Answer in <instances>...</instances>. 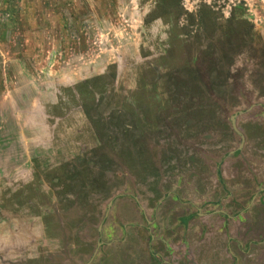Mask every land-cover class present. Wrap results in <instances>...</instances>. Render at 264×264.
<instances>
[{"label":"rangeland","instance_id":"obj_1","mask_svg":"<svg viewBox=\"0 0 264 264\" xmlns=\"http://www.w3.org/2000/svg\"><path fill=\"white\" fill-rule=\"evenodd\" d=\"M159 3L0 0V264H37L38 257L48 264L50 256L51 264H80L94 251L91 231L112 235L124 216V224L143 225L138 206L146 216L160 211L152 219L159 238H140L149 255L170 236L171 200L193 204L194 216L198 199L224 192L219 181L213 188L210 169V192L200 193L202 170L187 168L226 161L240 142L230 118L257 106L264 92V0H181L177 20L165 22L156 17ZM237 5L253 28L243 40L230 38L224 22L231 11L239 19ZM107 73L103 90L77 89ZM178 84L188 86L178 91ZM249 114L235 118L237 129L264 130ZM196 117L215 123L209 138L193 126ZM239 154L247 177L262 159Z\"/></svg>","mask_w":264,"mask_h":264},{"label":"crops","instance_id":"obj_2","mask_svg":"<svg viewBox=\"0 0 264 264\" xmlns=\"http://www.w3.org/2000/svg\"><path fill=\"white\" fill-rule=\"evenodd\" d=\"M261 89L264 90L263 86H261ZM263 106V108H261ZM262 110L261 113H259V110ZM258 112H254V111ZM240 112V113H238ZM249 114L250 117H254L256 120L259 118L261 125L264 127V92L261 94L260 99L257 103V106L251 105L248 109L244 111H237L235 112L232 117L231 121L235 124V118L241 114ZM259 125V124H258ZM232 126V124H231ZM236 126V125H235ZM237 128V127H236ZM233 130V129H232ZM238 130V129H237ZM207 134H205V138H209L211 136L209 129L203 130ZM240 135L243 137L241 138L236 134V136L239 137V144L237 148L233 151H229L227 160L219 163L217 162L214 168V165H211L212 161H206L203 162H193L188 166L187 170H189V173L191 172L192 168H200L202 170V175L197 177L199 179L196 183L200 187V193L208 195V192H210V189L208 192L207 185L205 181L208 177L206 174L209 173V170L212 169L215 171V177L218 179H214L212 185L214 187H218V181L222 186H224V194H237V193H244L248 192V187L254 185L256 188H263L264 192V130L253 131L249 135L246 133H243L241 130H238ZM214 137L216 136V133L213 134ZM248 135V136H247ZM249 140L251 143L249 148V154L245 155L246 151H244L243 148H246V145L244 144L245 140ZM191 139V138H188ZM188 139L186 141H188ZM249 147V146H247ZM247 158H253L255 156H259L262 160H260L259 164L251 167V173L248 174L247 177H243L242 174V166L238 163V160L235 159L236 157L239 158L240 154ZM202 154V153H201ZM207 159H209L207 157ZM210 163V164H209ZM213 163V162H212ZM222 164V169L220 170L218 168V165ZM225 166L227 169H225ZM229 167V168H228ZM224 169V170H223ZM197 170V169H196ZM201 172V171H198ZM213 173V172H212ZM200 174V173H199ZM243 177V178H242ZM212 178V176H211ZM252 178V179H251ZM256 179L255 182H253ZM211 180V179H210ZM209 180V181H210ZM216 180V181H215ZM190 184H194V182L191 180H188ZM185 189L190 190L185 186ZM219 189V188H218ZM255 188L252 190L253 192ZM191 191V190H190ZM220 192V191H219ZM251 192V191H250ZM215 193L212 195L211 200L207 201L208 204H211L209 206H205V208H202V213L205 214V216H202L201 218H197V222L189 221V218L183 217L184 210L187 214H190V208L193 207V204H190V202H187V207H183L186 204L182 203V206H176L174 204V201L171 200V204L167 206L168 210L167 212L171 213L173 217H170L166 214H163V218L166 219L170 217L171 224L168 228L170 230L169 234L170 236L168 238H165L164 240H159L157 242V247H154V250L149 252V255L144 254V250H142L141 247V241L140 238L145 239L149 237V241L151 244L154 243L155 240H157V228L155 227L152 219L154 216H157V214H160V211H156L155 209L149 210V216H146L147 210L143 209L141 206H138L139 211V218L142 219L143 225H132V224H124L125 216L122 217L123 225L120 227H117L116 232L113 231L114 234L110 235V232L106 235L105 232L103 233V229H99L101 233H98V231L94 230L91 231V234H94L97 236L95 240L94 245V251L91 252L90 257L86 256V260L81 261L80 264H145V262H152L154 261V264H230L231 259H228L227 256L217 255L216 248L218 249L217 242L219 240H225V237H222L223 232L216 231L217 228H212V224L215 220H217L219 217L216 215L217 212L214 213L213 216H207L208 213L211 211H217L219 208H221V202L219 200V197H221L222 194ZM221 195V196H218ZM136 199V198H135ZM204 199V198H202ZM205 200V199H204ZM189 201V200H187ZM191 201V200H190ZM136 204L138 203V199L135 200ZM160 200L157 201L159 203ZM110 203V202H109ZM223 205V204H222ZM158 207H161L159 204ZM179 212V213H178ZM177 213V214H176ZM120 217V216H119ZM189 217H192L191 214ZM245 215H240L239 218L245 219ZM121 218V217H120ZM151 220V221H150ZM189 221V222H188ZM204 223L209 226V232L205 239L200 241V233H198L197 225ZM193 224V225H191ZM134 226V227H132ZM153 228V229H152ZM45 229V228H44ZM215 229V230H214ZM216 231V233H215ZM44 232L45 238L47 240L51 237V230L50 228H46ZM256 236L250 238L249 241H255L258 242L262 239H264V232L261 230H256L255 233ZM94 235H90L88 231L89 241H92V237ZM116 237V241L114 240L113 243L110 242L109 237ZM218 236V237H216ZM93 244V242L91 243ZM91 244L87 246L86 250L91 248ZM110 247L109 254L107 255L106 259H103L101 263L98 261L103 253L107 250V248ZM141 247V248H140ZM108 249V250H109ZM95 252V254H94ZM112 252V253H111ZM208 256H207V255ZM142 255H144L145 261L141 260ZM41 257H38L35 262L37 264L40 262ZM44 257H42L43 259ZM89 258V260H87ZM217 259V260H216ZM98 261V262H97ZM105 262V263H104ZM31 263L30 260H27V264ZM52 263V256L48 259V264ZM36 264V263H35ZM73 264V262H72Z\"/></svg>","mask_w":264,"mask_h":264},{"label":"flooded vegetation","instance_id":"obj_3","mask_svg":"<svg viewBox=\"0 0 264 264\" xmlns=\"http://www.w3.org/2000/svg\"><path fill=\"white\" fill-rule=\"evenodd\" d=\"M176 53V52H175ZM172 57V55H171ZM187 86V85H186ZM180 89H184L185 86H179ZM178 88V87H177ZM178 90V89H177ZM206 117H208V113L203 112ZM215 115V114H214ZM205 117V118H206ZM216 117V116H215ZM195 121L192 123L193 126H197L196 130L201 127V131L204 129H211L213 125L211 121L206 123H202L204 119L194 118ZM211 120V119H207ZM213 122V121H212ZM204 124V125H203ZM230 124H232L230 118ZM179 126V125H176ZM181 127L186 130L189 128L188 124L181 125ZM232 128V126H231ZM250 174V173H249ZM252 179V178H251ZM256 179L253 181L255 182ZM255 183L248 187V192L237 193V194H224L222 193L219 197V200H224V204H221V208L219 210L211 211L207 214V216H213L215 212L218 215V219L215 220L211 226L212 228H217L216 231L223 232L222 237H225V240H219L217 242L218 249L216 248L217 255L227 256L228 259H231L230 264H264V239L255 242L249 241L250 238L256 236L255 231L261 230L264 232V192L263 188L254 187ZM255 188V192L252 190ZM251 191V192H250ZM197 213L189 217L190 214H187L184 210L183 217L189 218V221H197V218H201L205 216L203 214L202 208L205 206H209L206 200L198 199ZM190 209L193 207H189ZM228 210V211H227ZM229 212V213H228ZM245 215V219L239 218L240 215ZM196 216V217H195ZM188 221V222H189ZM198 233L202 235L200 237V241L205 239L208 235L209 226L204 223L196 226ZM215 230V229H214ZM215 231V233H216ZM218 237V236H216ZM219 238V237H218ZM207 255V254H206ZM208 256V255H207ZM217 260V259H216Z\"/></svg>","mask_w":264,"mask_h":264},{"label":"trees","instance_id":"obj_4","mask_svg":"<svg viewBox=\"0 0 264 264\" xmlns=\"http://www.w3.org/2000/svg\"><path fill=\"white\" fill-rule=\"evenodd\" d=\"M160 3H159V5L160 4H164V8L162 9V10H158V12H156V17H159V18H162V20H164V22L166 21V19H165V17H167V16H171L173 19H175V20H177L176 19V17H178V15L179 14H177L178 13V11L179 10H181V8H182V5H181V3H180V1L181 0H158ZM233 11H240V16H237L239 19H237V21H234V20H236V17H235V15L233 14V12L231 11V13H230V16H229V18H227V19H225L224 20V22H225V25L227 26V28H228V36L231 38V37H236L237 39H240V40H243L244 38H243V36L245 35V34H248L249 36H252L253 35V28H252V25L249 23V22H247V20L243 17L244 16V14H243V11H244V9H242V6L241 5H237V7H235L234 8V10ZM180 13H182V12H180ZM233 20V21H232ZM150 21V20H149ZM173 26H176L177 27V24L176 23H174V25H172V32L173 31H175L174 29H175V27H173ZM175 32H174V34L172 33V36H173V38H174V40L175 39H177L176 37H175ZM179 39V38H178ZM177 40H175V42H176ZM185 41L184 40H181V39H179L178 41H177V43L181 46V44L183 45V43H184ZM229 43L231 44V41H229ZM228 43V44H229ZM178 45V46H179ZM211 46V45H210ZM210 46L208 47L209 48V50L211 51V48H210ZM207 48V49H208ZM228 49H230V47H227ZM231 48H232V46H231ZM179 49L180 48H178L176 51H174V52H180L179 51ZM206 49V50H207ZM205 50V51H206ZM168 52H171V48L169 49V51ZM205 53H207V52H205ZM112 67H114V66H109L108 67V70H110V69H113ZM109 73V72H108ZM102 74V75H99V76H96V77H93V78H91V79H89V80H87L86 82H83V84H80V85H78L77 86V89L81 86V85H84V86H88V88H90L89 86H91L93 89H94V91L97 93V87H99V85H100V87L102 88V90H103V88H106V86H109L108 84H110V74ZM186 82H188L189 83V81H186ZM191 84H192V81H191ZM186 84H184V85H181V86H185ZM178 86V91H180V90H182V89H180V87H179V84L177 85ZM188 86V85H187ZM91 89V88H90ZM190 89L192 90V91H194V88H193V86H191L190 87ZM90 92H92V93H94L93 92V90L91 89V90H89ZM90 96H92V95H90ZM95 96V95H94ZM93 96V97H94ZM143 113H145V114H147L148 113V111L147 110H144V112ZM89 115V114H88ZM149 115V114H148ZM124 123V125H123V128L126 130L127 129V131L128 130H130V127H131V123H129L128 121H125V122H123ZM30 186H27V187H24V189H27V188H29Z\"/></svg>","mask_w":264,"mask_h":264},{"label":"water","instance_id":"obj_5","mask_svg":"<svg viewBox=\"0 0 264 264\" xmlns=\"http://www.w3.org/2000/svg\"><path fill=\"white\" fill-rule=\"evenodd\" d=\"M238 113H240V112H238ZM232 129H233V131L241 138V140H242V136L240 135V133L238 132V130H237V128H236V126H235V124L234 123H232ZM100 228H98V230H99ZM94 254H95V252H94Z\"/></svg>","mask_w":264,"mask_h":264}]
</instances>
